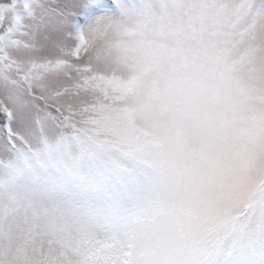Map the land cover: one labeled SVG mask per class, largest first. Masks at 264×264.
<instances>
[{"label": "snow or ice", "instance_id": "snow-or-ice-1", "mask_svg": "<svg viewBox=\"0 0 264 264\" xmlns=\"http://www.w3.org/2000/svg\"><path fill=\"white\" fill-rule=\"evenodd\" d=\"M0 264H264V0H0Z\"/></svg>", "mask_w": 264, "mask_h": 264}]
</instances>
